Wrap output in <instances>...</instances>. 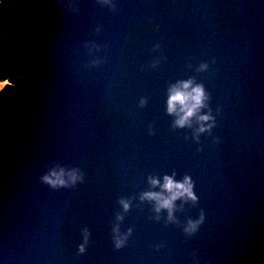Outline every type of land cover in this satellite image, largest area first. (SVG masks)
I'll list each match as a JSON object with an SVG mask.
<instances>
[{"label": "water", "instance_id": "obj_1", "mask_svg": "<svg viewBox=\"0 0 264 264\" xmlns=\"http://www.w3.org/2000/svg\"><path fill=\"white\" fill-rule=\"evenodd\" d=\"M0 76V264H264V0H1Z\"/></svg>", "mask_w": 264, "mask_h": 264}, {"label": "clouds", "instance_id": "obj_2", "mask_svg": "<svg viewBox=\"0 0 264 264\" xmlns=\"http://www.w3.org/2000/svg\"><path fill=\"white\" fill-rule=\"evenodd\" d=\"M9 81H0V91H3L6 86H8ZM191 86V81L184 82L181 87L173 88L171 90V94L169 96L168 101V111L169 113L177 112V107L179 106L180 117L176 121L178 126H184L188 123L189 119L203 106L204 100L206 99L204 90L201 86L192 87L189 91L188 89ZM211 119L210 116H202L200 120L207 121ZM204 129L201 128V131ZM69 179L74 183L77 179L74 173H69ZM64 172L61 170L60 173L52 172L50 175H46L43 177V180L52 185L56 186H64L66 184L65 179L63 178ZM163 188L170 194L167 198H162L159 194L149 193L146 194L149 198H155L159 201L160 207L171 209L172 202L176 200L178 197L188 196L190 199L195 200L196 197L191 191V183L189 178H185L183 183L175 182L171 177L164 178ZM152 184H157L158 181L152 180ZM127 208V205H124ZM87 239V236H85ZM122 241L117 240L116 246L120 247ZM83 251V245L80 248Z\"/></svg>", "mask_w": 264, "mask_h": 264}, {"label": "rangeland", "instance_id": "obj_3", "mask_svg": "<svg viewBox=\"0 0 264 264\" xmlns=\"http://www.w3.org/2000/svg\"><path fill=\"white\" fill-rule=\"evenodd\" d=\"M1 1V0H0ZM8 81V79L7 78H3L2 76H0V81ZM5 89V88H4ZM1 92V91H0Z\"/></svg>", "mask_w": 264, "mask_h": 264}]
</instances>
